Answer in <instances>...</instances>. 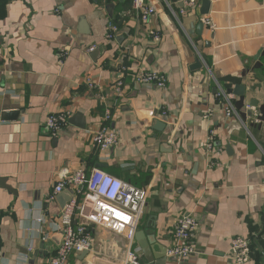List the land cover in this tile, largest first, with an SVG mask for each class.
<instances>
[{"label":"crops","instance_id":"1","mask_svg":"<svg viewBox=\"0 0 264 264\" xmlns=\"http://www.w3.org/2000/svg\"><path fill=\"white\" fill-rule=\"evenodd\" d=\"M147 1L162 12L144 26L132 0H0V264H48L72 199L55 194L56 174L81 167L148 192L137 233L156 243L149 261L136 241L143 264H264V0H208L207 15L204 0L185 15L186 0ZM197 58L204 67L191 69ZM138 72L166 76V88L134 82ZM236 86L244 96L228 93ZM51 115L65 118L57 132ZM104 125L120 139L108 153L93 141ZM189 212L198 254L170 259L173 222ZM95 250L121 260L125 242L97 228Z\"/></svg>","mask_w":264,"mask_h":264},{"label":"built area","instance_id":"2","mask_svg":"<svg viewBox=\"0 0 264 264\" xmlns=\"http://www.w3.org/2000/svg\"><path fill=\"white\" fill-rule=\"evenodd\" d=\"M199 7L197 0L183 1L181 14L185 15L189 10ZM132 10L135 11L142 25L147 26L150 20L162 12L154 2L147 0H132ZM206 25L210 26L208 19ZM118 28L108 25L107 40L116 39ZM149 35L155 42L162 37L155 31ZM95 47L89 49L93 52ZM126 68L123 69L125 71ZM124 74H121L123 79ZM122 79L116 82L115 89L118 96L122 95ZM134 82L139 84H152L159 89H165L167 77L159 73L138 72L132 75ZM87 85L94 89L96 84L90 78ZM225 98L223 92L217 97ZM233 114V110L227 107V115ZM107 121L112 119V111L107 109ZM63 116L51 115L47 118V126L57 132L64 124ZM93 141L101 153H108L120 143L117 131L108 126L100 127L94 134ZM207 152L212 150V144H208ZM57 185L55 194L69 188L72 199L62 209L58 218V230L61 234V246L57 253L49 259L48 264H69L71 256L88 253L92 257L93 264H143L136 248V234L144 215L148 192L142 188L133 186L123 180L107 173L103 169L87 171L81 167L74 172L63 168L57 172ZM39 224L43 220H38ZM200 222L194 213H184L176 218L172 225L173 245L167 250V257L174 260H185L198 254L195 247L197 232ZM102 228L117 236H121L125 242L124 257L121 260L107 258L95 250V229ZM247 243L241 238L232 242V250L241 253Z\"/></svg>","mask_w":264,"mask_h":264},{"label":"water","instance_id":"3","mask_svg":"<svg viewBox=\"0 0 264 264\" xmlns=\"http://www.w3.org/2000/svg\"><path fill=\"white\" fill-rule=\"evenodd\" d=\"M210 9V2L208 0L203 1V6L201 9V15H207L209 13ZM203 28V25L200 26V29ZM204 66L199 58L196 59L195 64L191 67V69H202ZM245 86H236L234 89L228 90L229 94H232L234 96H244L245 95ZM136 241L141 246L144 254L148 257L149 261H153V256L150 258V252H151V246H154L155 243H152V241L148 238H145V235L143 233H137L136 234ZM88 253H84V256H87Z\"/></svg>","mask_w":264,"mask_h":264}]
</instances>
